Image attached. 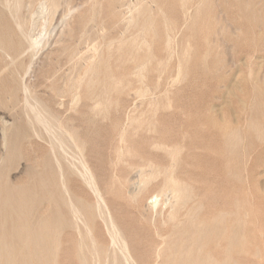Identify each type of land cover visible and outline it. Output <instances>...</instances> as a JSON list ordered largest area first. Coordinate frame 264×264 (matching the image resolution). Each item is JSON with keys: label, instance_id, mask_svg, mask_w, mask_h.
Instances as JSON below:
<instances>
[{"label": "rangeland", "instance_id": "374dc122", "mask_svg": "<svg viewBox=\"0 0 264 264\" xmlns=\"http://www.w3.org/2000/svg\"><path fill=\"white\" fill-rule=\"evenodd\" d=\"M27 1L28 3L32 1L31 8H28ZM38 1L22 0L23 4L18 13L20 15L29 14V10L34 9ZM64 1L70 5L82 6L83 14L90 6V3L86 4V1L90 0H61L60 9L64 8L66 4ZM119 1L115 5L116 11L121 13L125 11V5L129 3V0ZM107 5L108 0L101 1L99 9L102 11V16L107 11ZM195 5H197V12L193 28L184 31L180 36L178 34L176 43H172L169 50L164 49L162 29L156 33L155 38L148 35L149 40L153 38L152 41L150 40V48L154 59H151V63L148 64L146 79L139 80L138 75L130 74L136 63L146 58V48L143 47L140 51L133 50L127 41L129 33L124 32L121 35L120 27L113 29L106 27L104 28L106 30L104 41L96 45L101 59L98 60L94 56L91 61L87 60L84 64L85 67L96 66L97 74L89 73L85 76L80 90L79 107L70 103L72 99L70 96L75 91L68 92V88L71 82L69 79L73 74L76 77L77 67L81 61L78 58L69 61L65 56H59L61 46L56 45L55 50L50 54L49 49L52 46L48 50L39 51L34 60L33 69L35 70L30 74V76L38 77V80L32 84L31 91L51 108L58 109L62 121H69L70 126L76 130L83 146V152L98 177L102 193L107 199L115 220L132 245V252L138 260L144 261L148 257L152 264L156 260V249L163 246L162 259L166 256L165 258L169 261L175 262L173 264H182V262L186 264V259L183 261L180 259L187 257L190 252L193 253L192 256L197 255L196 264H200L198 260L202 259L204 252H209L215 257H228L229 262L236 259L241 264H264V200L256 210L249 197L251 192L264 197V192H262L264 191V0H195ZM164 9L170 17L179 18L181 15L179 0H169ZM9 16L10 13L0 6V40L6 48H9L11 40H16L12 15ZM156 20L160 22L161 18L158 16ZM78 28V24L75 23V34L71 39L66 37L64 44H75ZM90 33L94 35L93 31ZM188 36H190L189 46L186 44ZM110 40H115V42L109 47L107 42ZM116 40H121V43L119 44ZM92 44L94 45L93 42L80 44V53L91 55L93 53ZM81 49L84 50L81 51ZM86 50L89 52L87 53ZM184 50L186 53H183ZM181 53L185 56H181ZM179 57L181 59L184 57L180 63L181 66L186 67H179L178 72ZM185 58L188 62L186 65L183 64L186 62ZM159 61L162 62L157 67ZM4 65L5 61L0 52V67ZM12 69L13 67L7 68L0 81V100L4 103L0 114L6 115L7 122L14 124L9 131V146L15 149L14 158L0 164L2 174L0 223L6 222L9 231L13 215L11 211L16 208L20 191L25 192L27 198L36 199L34 206L37 215H49L52 220L56 216L69 215L61 200L62 196L54 186L57 182V173L49 152V137L42 129H39L40 135L37 136L32 132L31 128L26 125V116L21 108L17 113L9 108L15 98H20V103L23 98ZM55 69H57L54 74L55 84L65 89V93L63 96H55L54 92L44 96V85L42 84H48L45 83L44 74L46 71L54 72ZM159 70L163 71L159 76L160 79H158L161 73ZM176 72L178 73L175 74ZM175 76L179 82L175 80ZM29 79L28 76L25 78L27 83ZM16 84L18 91L14 97ZM144 85L153 91V95L151 91H147L148 93L143 91ZM137 91L139 95L141 93L140 96L136 95ZM142 94L144 98H141ZM95 100L100 101V105L94 110L92 107ZM60 102L62 106L58 105ZM168 105H170L169 109ZM103 106L106 107L103 108ZM153 106L156 108L153 109ZM131 117L138 120H131ZM254 126L257 127L256 130ZM219 127L221 129H218ZM119 140L121 142H118ZM161 144L181 145L184 149L175 158L177 160L171 164L172 158L166 155L167 151L165 153L162 147L161 149L156 147ZM119 148L122 151L120 156ZM65 162L63 165L68 164V162L64 164ZM148 162L153 163L154 168L157 165L159 171L157 168V175L153 173V179L150 178L145 188L139 192L136 190L137 196L134 198L132 195L136 192L138 181L134 170L143 166L145 171L148 168L145 174H149ZM41 165L44 166L43 169ZM236 166L239 167L235 169ZM163 167H169L173 170L169 169L173 176L186 180L190 185L187 193L189 196L184 204L176 205L174 220L168 219V208L162 215L156 216H153L148 208V198L161 188L165 176L168 178L167 175L170 174L165 171L162 174L161 171L165 169ZM132 174L136 177L133 178ZM241 174L245 176V180ZM131 177L134 180H131ZM65 178L73 194L81 195L90 203L94 202L93 196L79 177L67 171ZM51 191L52 197L50 198L48 193ZM221 194L225 195L224 208L232 213V220L226 223V226L230 223L228 227L231 233L225 235L229 236L228 239L225 236L217 239L216 233L212 232L214 225L210 220L219 200L218 196ZM235 212L242 213L239 220L234 218L233 213ZM244 212L248 214L246 218L243 216ZM189 225L193 227L190 228ZM173 226L176 227L173 228ZM199 226L200 228L203 226V233H201L202 230L198 231ZM247 227L253 229L254 232ZM95 230L100 242L107 245L109 237L99 219L95 221ZM195 238L202 239H196L199 245L194 240ZM243 239L248 240V242L244 240L247 244L243 243ZM204 240H208L207 243ZM214 240L217 246L213 244ZM59 241L61 245L56 256L58 263L82 264L80 254H87L89 251L84 247L85 242L79 240V236L71 227L63 228ZM229 241H231L230 245ZM238 241L244 246L242 247ZM238 243L243 248L242 250L241 247H237L240 246ZM196 247H200L198 251ZM173 253L175 256H172ZM252 254H254L253 257Z\"/></svg>", "mask_w": 264, "mask_h": 264}, {"label": "bare ground", "instance_id": "6f19581e", "mask_svg": "<svg viewBox=\"0 0 264 264\" xmlns=\"http://www.w3.org/2000/svg\"><path fill=\"white\" fill-rule=\"evenodd\" d=\"M8 1H10V0H0V6H2L5 10H7L10 13V16L12 15L11 19L13 21L12 23L15 26V29H13V30H14L15 35H16V38H15L16 40H11L9 42V44H10L9 48H6L3 45L2 41L0 40V52H1V56L3 57V59L5 61V65L0 67V81H2L1 76L5 72V70L9 67H13L12 70H13L14 74L16 75V78H15L16 83L18 84V86L20 87V89L23 93V98L21 100L22 103H20V100H19L20 98L19 99L15 98L14 101L12 102V104L9 106V108L12 109V111L15 113H17L18 109L21 108L24 115L26 116V123H27L26 125H28L31 128L32 132L37 136V135H40L39 129H42L45 132V134L50 138V139L48 138V140H50L49 152L52 155L54 167H55V170L57 173V182L54 183V186H55V189H57L59 194L62 196L61 200L65 204L69 215L65 216V217L56 216L53 218V220L50 219L49 215H47V216L37 215L35 212V206H34V202L36 201V199L29 198V197L27 198L25 195V192L20 191L19 195H18V199H17L18 201H17L16 208H13L14 210L12 209V211H11V213H13L12 218L9 217V218H11L10 231L6 227L7 226L6 222L0 223V264H59L57 261V258H56L57 251L59 250L60 245H61V243L59 241V235L63 231V228L66 226L71 227L77 233V235L79 236V240L82 242H85L84 247L87 248L89 251L87 254H85V253L80 254V260H81L82 264H143V263L151 264V261L149 260L148 257L144 261H141V260H138V258L132 252V245L128 241V238L126 237L124 231L118 225L117 221L115 220V218L113 216V213H112L111 208L107 202V199L105 198V196L102 193V190L100 188L98 177H97L91 163L89 162L87 156L83 152V146H82V143L78 137L76 130H74L72 128V126H70L69 121H67V122L62 121L61 117L59 116L58 109L56 110V109L51 108L48 104H46L44 102V100L42 98H39L32 93V91H31L32 87H33L32 84L37 82L38 77H36L34 75L30 76V74H31V72H34V70H35V69H33L34 60L36 59V56L39 53V51L48 50L52 46L49 49V54H50L53 52V50H55L54 48L56 45L61 46V48H60L61 51L59 53V56H65L67 58V60H69V61L74 60V58H78L79 61H81L80 65H78L79 67H77L76 77H74L73 75H75V74H73L72 77L69 79V81H71V82H70L69 88H68V90H69L68 92H70L72 90L75 91L70 96V98L72 97L70 103H74L75 105H78V107H79L80 106L79 103L81 100L80 90H81L82 83H83L85 76H87L89 73L92 75L97 74L96 73V71H97L96 66H92V65L90 66L89 65L88 67L87 66L85 67L84 64L87 60L91 61V59L94 56H96V58L98 60L101 59V55L98 53V46L96 47V45H98V43L100 41H102V40L104 41V39H105L106 30H104V28L108 27L109 29H113V28L120 27L122 29V32H120L121 35H123L124 32L129 33L127 41L129 42L130 47L133 50L140 51L141 49H143V47L146 48V50H147L146 58L143 61L136 63L134 70L132 72H130L131 75H138L140 77L139 80H141V79L145 78V75L148 73L147 67H148V64L151 63V59H154V54L152 53L151 48H150V40L151 39L153 40V38H155L156 33L160 29H162L164 31V46H165L164 49L170 48L172 43L173 44L176 43V41H177L176 38H177L178 34L180 36L181 34H183L184 31L191 30L193 28V25L195 23L194 20H195V14L197 12V5L198 4L195 5V0H179L181 15L179 18H177V17H170V15H168L166 9H164L165 4L167 2H169V0H134V1L129 0L128 1L129 3L125 5L126 6L125 11H123L121 13L116 11V5H115L116 3L120 2L119 0H108L107 11L103 14V16L101 15V13H102L101 9H99V6L101 5L102 0L86 1L87 2L86 4L90 3V6H89V9L84 14L81 12L82 6L70 5L69 3H67V1L66 2L64 1L66 3V4H64V8L60 9L61 0H39L37 3V6L34 9L29 10L30 13L26 14V15H20L18 13L19 8L23 4L22 0H11V1H14L13 3H10L11 1L10 2H8ZM27 3H28V1H27ZM25 5H27V4H25ZM27 6H28V8H31L32 1H29ZM62 6H63V4H62ZM96 7H98V9ZM158 16L161 18L160 22H158L156 20V18ZM75 23L78 24V26H79L78 32H77V37L75 39V44L74 43L73 44H70V43L64 44L66 42V37L71 39L73 37V35L75 34V29H74ZM90 31L94 32L93 36L91 35ZM148 35L153 36V38H150V40H149ZM189 39H190V36H188L187 41H186V44L188 46L190 45ZM116 41H118L119 44L121 43L120 42L121 40H116ZM87 42H90V43L93 42L94 43V45L92 44L93 45V48H92L93 53H91V55H87V54L82 55L83 52L80 53L79 45L82 43H87ZM114 42H115V40H110L109 42H107L108 46L110 47L112 45V43H114ZM175 47H177V46H175ZM185 47H186V45H185ZM83 50L84 49H81V51H83ZM90 51H91V49H90ZM88 52L89 51H87V53ZM183 53H186V51ZM188 53H187V55L189 56ZM183 55L181 53V56H183ZM169 56H170V54H169ZM176 56H178V54ZM186 58H185L186 62L183 63L185 65L188 63ZM26 59H27V62H25ZM182 59H184V57ZM182 59L180 58L178 61V65H177L178 66V72L180 69L179 67H186V66H181ZM46 60H47V58H46ZM161 62L159 61L157 63V67H158V64H160ZM165 62H166V60H165ZM163 64H164V62H163ZM75 65L76 64H74V66ZM56 68H58V67H56ZM160 70H161V68H160ZM160 70H159V72H161L160 75H158V73H159L158 71H157L158 73L156 72V75H158V79H160L159 76H161V74L163 72ZM165 70H166V68H165ZM56 71H57V69H55L54 72H51V73L49 71H46L44 74V80L46 81L45 83H48V84H42V85H44V96L48 93H53V92H54L55 96H63L65 93V89H63L61 86L55 84L54 74ZM178 72H176L175 74H177ZM65 74H66V72H65ZM183 75L185 77V74H183ZM27 76L30 78L28 83L25 80V78ZM89 78H90V76H89ZM136 79H137V77H136ZM176 79H178V78H176V76H175V80ZM171 81L172 80L170 79V82ZM87 82H88V79H87ZM157 82H156V84H157ZM177 82H179V81H177ZM181 82H183V79L181 80ZM84 83H86V82H84ZM88 83H90V82H88ZM166 83H167V80H166ZM17 84H16V89L13 93L14 97H16L17 91H18L17 90ZM62 86H64V85H62ZM144 87L145 88L143 91H145V93L147 91H151V89L148 86L144 85ZM114 88H115V86H114ZM156 88H158V85H156ZM103 91H104V89H103ZM119 91H121V90H119ZM143 91H142V93H144ZM116 92H117V90H116ZM152 92L153 91H151V94L153 95ZM90 95H88V96L90 97ZM94 95H96V94H94ZM136 95H139V92H138V94L136 93ZM140 95H141V93H140ZM152 95H150V96L155 97ZM104 96H105L104 98H106V95H104ZM141 98H144L143 94H142ZM108 99H109V96H108ZM98 100L94 101V105L92 107L94 110L100 105V101H98ZM155 100L156 99H154V101ZM148 101H149V99H148ZM3 104L4 103L0 100V109L3 108ZM58 105L62 106V103L60 102ZM75 105H74V107H75ZM140 105H142V103H140ZM151 105H152V102H151ZM139 106H137V107H139ZM105 107L103 106V108H105ZM168 107H170V105H168L167 108ZM155 108L153 106V109H155ZM0 112H1V110H0ZM154 115H155V113H154ZM138 116H139V114H138ZM5 118H6V115L0 114V149H1V151H0V164L6 160H12L14 158V154H15V149H11L9 146V142H10L9 141V131H10L11 127L14 126V124H13V122L8 123L7 122L8 120H6ZM126 118H128V117H126ZM131 118H130L131 120H135V121L138 120V119L133 118V117H131ZM130 119H128V120H130ZM124 122H126V121H124ZM129 123H131V122H129ZM123 124L126 125L125 123H123ZM213 126H214V124H213ZM216 126H215V128H216ZM138 128H139V126H138ZM253 128H255V130L257 129L256 126H254ZM218 129H221V127H219ZM148 131H149V129H148ZM223 131L225 133V130H223ZM123 132H124V129H123V131H121L122 135L120 134L122 137H123ZM221 132H222V130H221ZM33 133H32V135L34 136ZM225 134L229 135V133H225ZM37 139H39V138H37ZM120 140L118 142H121ZM238 141H239V139H238ZM123 143H124V141H123ZM46 144H48V143H46ZM29 146H30V144H29ZM180 146H177V145H170L169 146L168 144H161L159 146L156 145L157 148L162 147L164 149L163 151H165V153L167 151L168 154H166V155H169L172 158V159L170 158L171 164L173 161L175 162L177 160L175 158L183 151L184 146H181V147ZM151 147L153 149V146H151ZM156 147H154L155 150H157ZM120 148H119V150H120ZM160 149H158V150H160ZM232 149H233V147H232ZM115 150H114V153H115ZM121 152L122 151L120 150L119 156L121 155L120 154ZM115 159H116V157H115ZM65 161L68 162V164H66ZM242 161H244V160H242ZM19 162H20V160H19ZM63 162H65L64 164H66V165H63ZM236 163H237V161H236ZM41 164H42V162H41ZM152 164H151V162L150 163L148 162L147 167H149V174H147V175L145 173L148 170V168L145 171L143 166H140L134 170L135 173L134 172L133 173L137 174V177H138V178H136V179H138L137 183L134 181L136 183V188H137V189H135V191L137 190L139 192L141 189L145 188L147 183L149 182L150 178L152 176H154L153 173L155 175H157L156 171H157L158 166L157 165L155 166V168H156V170H155V168ZM64 166H66V167H64ZM173 166H174V164H173ZM185 166H186V164H185ZM35 167H36V165H35ZM41 167H42V165H41ZM43 167H42V169H43ZM169 167H170V165H169ZM169 167H166V168L163 167V169L164 168L165 169L161 171L162 174L164 173L163 171H165V173L172 172L173 170L170 169ZM237 167H239V166H236L235 169H237ZM171 168H172V166H171ZM240 168L242 169V167H240ZM53 169L54 168H52V170ZM169 169L172 171L169 172ZM67 171L70 172L71 174H74L77 177H79V179L82 181L83 185H85V187L87 188L88 192L93 196V198H94L93 203L86 201L85 198L82 197L81 195H75L70 191V189L68 188L66 178H65V172H67ZM158 171H159V168H158ZM229 171H230V169H229ZM232 171H233V169H232ZM159 175H160V173H159ZM167 176H168V178H166V176H165L164 184L161 186V188L158 191H156L150 195L147 203H148V208H149V210L153 216L162 215L163 212L168 208V213H167L168 219L174 220L176 205L184 204V202L186 201V199L189 196L187 193H188V189H189L190 185L186 180H180V179L176 178L175 175L173 176L171 173ZM241 176H242L243 180H245V176L243 177L242 174H241ZM1 177H2V174L0 173V179H1ZM49 177H50V175H49ZM132 177H133V174H132ZM132 177H131V180L136 176H134L133 178ZM155 178H156V176H155ZM152 179H153V177H152ZM259 189H260V187H259ZM130 190H131V188L129 189V191ZM137 191L132 195L134 198L137 196ZM262 192H264V191H262ZM48 194L50 195V198H51L52 197V191L49 192ZM224 196L225 195H223V194L218 196L219 200L215 206V210H214L213 215L210 217L211 224L214 225L212 232L216 233L217 239L218 238L220 239L221 237L225 236L226 234L231 233V231H229L230 223L228 225L229 227L226 226V223H228L232 220V213H230L228 211V209L224 208V204H223L224 203ZM249 197L251 198V203L254 204L256 210L258 209V205L264 200V197L262 195L257 196L252 192L249 194ZM241 203H242V201H241ZM200 204L198 205L199 209L201 208ZM144 205H146V204H144ZM241 206H242V204H241ZM243 209H244V207H243ZM198 211H200V210H198ZM242 213H243V211H242ZM242 213L241 212L240 213L239 212L233 213L234 218H236V220H239L242 216L241 215ZM145 215H146V213H145ZM243 216L246 218L248 216L247 212H244ZM249 217H250V215H249ZM96 219H99L102 222L104 230H105L107 236L109 237V241H108L107 245H104L102 242H100L98 236L96 235V230H95ZM251 221H250V224H252ZM167 222H168V220H167ZM177 224H179V223H177ZM231 225H233V223ZM235 225H236V221H235ZM176 226H178V225H176ZM176 226H173V228H175ZM191 227H193V226H190V228ZM202 227L201 228H200V226L198 227V228H200L198 230L199 232H201L200 230H202ZM253 227H254V225H253ZM248 228L249 227H247V229ZM188 229H189V227H188ZM249 229H251V228H249ZM251 230L253 231V229H251ZM249 231L247 233H249ZM176 232L177 231H175V233ZM205 232H206V230H205ZM243 232H244V230H243ZM198 233H197V235H198ZM201 233H203V230ZM245 233H244V235H245ZM239 235H242V234H239ZM260 235H261V233H260ZM208 236H209V234H208ZM196 237H198V236H196ZM225 237L227 238L229 236H225ZM242 237L243 236H241V238ZM162 238L163 237H161V239ZM198 238L194 239L197 243H198L197 240H202L201 238L200 239H198ZM238 239H239V241H241L240 237ZM244 240H246L248 242L247 239H243V243H244ZM204 241H206V240H204ZM207 241L205 243H207ZM196 242H194V244ZM216 242L218 243V240H216ZM213 244L216 245L215 240H214ZM230 244H231V241H229V245ZM240 244L242 245V242ZM185 245H183V246L185 247ZM197 245H199V243ZM241 245L237 246V247H241ZM243 246L244 245H242V247ZM242 247L240 248L241 250L243 249ZM188 248L190 249V245ZM194 248H195V246H194ZM199 248H197L196 250L198 251ZM189 249L187 250V252L189 251ZM238 250L239 249H237V251ZM78 252H80V251L78 250ZM169 252H171V251H169ZM233 252H234V250H233ZM197 253H198V255L200 254V252H196V254ZM242 253H243V251H242ZM192 254L190 252L187 254L188 255L187 257H185V258L183 257L180 260L183 261V259H186L185 260L186 264H194V262L196 264L197 263V261H196L197 255L196 256L194 255L195 256V258H194V256H192ZM237 254H238V252H237ZM249 255H251V253ZM172 256H175V254L173 253ZM181 256H182V254H181ZM253 256H254V254H252V257ZM257 256H259V255L257 254ZM162 257H163V246H159L155 252L156 260L154 262H152V264H173V263H175L172 260L169 261L167 258H165L166 256H164L163 259H162ZM201 258H202L201 260H198V261H200V264H241L236 259H233V261L231 260V262H229V260L227 259L228 257H226V258H220L217 256L215 257L212 254H210L209 252H206V253L204 252V254H203V256H201ZM182 264H184V263L182 262Z\"/></svg>", "mask_w": 264, "mask_h": 264}]
</instances>
